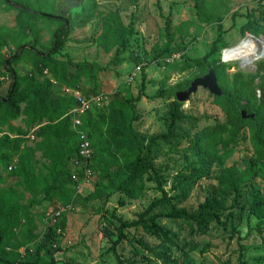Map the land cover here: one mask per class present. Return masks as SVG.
<instances>
[{"label": "rangeland", "instance_id": "obj_1", "mask_svg": "<svg viewBox=\"0 0 264 264\" xmlns=\"http://www.w3.org/2000/svg\"><path fill=\"white\" fill-rule=\"evenodd\" d=\"M32 1L43 13L65 20H75L69 24V41L58 57L67 56L73 63H96L103 69L94 80H80L79 89L83 94L100 92L108 94L110 98L118 96L128 99L136 98L142 93L140 100L135 103L136 111L141 117L135 123V129L145 146L144 154L147 153L151 137L167 132L171 105L175 100L178 101V92L184 91L195 79L206 75L200 67L179 72L176 65L203 58L210 52L213 42L220 34L218 24H207L199 20L195 0H137L136 4L135 0H98L99 8L104 14L118 11L125 27H129L132 21L135 23L124 63L113 66L110 63L114 52L106 53L98 46L102 21L95 19L84 28H78V24L82 22V18L78 17L82 0ZM204 2L208 11L224 18L222 25L226 30L225 49L237 46L252 37L258 41L264 52V35L244 37L240 32L241 26L247 22L248 14L254 12L259 16L258 2ZM17 14V10L11 9L6 0H0V32L7 35V46L0 48V97L7 95L12 82L4 63L17 51L13 38L8 36L13 33ZM168 19L171 21L170 30H167ZM58 24L48 19L38 20V27L42 29L41 44L36 47L38 50L47 52L52 46ZM167 47L175 50L173 57L161 55ZM22 57L15 69L24 77L32 71L33 66L30 55L24 53ZM217 61L227 65L222 74L223 88L245 87L247 93L242 96L241 111H246L248 115L253 114L256 119L262 96L260 89L264 82V56L251 58L246 63H223L222 56H216L211 64ZM138 68H142V71ZM144 75L145 89L141 92ZM131 78L132 81L129 80ZM162 83L166 84L167 94L164 98H154ZM251 89L255 90V95L250 96ZM249 97L252 98L251 110L245 106ZM179 103L181 112L185 115L178 122L179 139L169 144L163 141L153 144L152 160L149 161L159 173L163 190L157 183L148 181L141 198L126 200L127 204L120 206L119 200L125 198V195L113 192L103 183L101 188L110 192L111 196L89 199L87 196L94 186L102 181L100 172L96 171L93 187L85 189L83 194L77 192L79 195H74L73 203L69 206H64L59 199L44 200L43 195L37 198V202L30 207L36 226V238L29 246L35 249L36 243L44 241V232L50 225L47 214L66 208L64 214L67 226L57 244L62 251L54 256L57 264H119L118 258L124 264H240L243 258L248 262H255L259 257H264V225L251 211L252 202L264 197V160L261 149H257L254 143L256 125L247 121L246 126L237 134L226 133L219 141L207 146V152L214 159L210 166L208 161H203L200 157L199 136L204 129L225 123L226 114L214 102V95L202 87L188 101ZM2 114L0 111V138L5 135L19 137L24 140V145H34L32 136L37 127L27 116L21 115L17 120L8 121ZM92 116L96 120L101 118L99 113ZM5 153L13 155L12 162L17 161V157L11 154L12 151ZM1 155L2 153L0 157ZM36 160L37 171L45 174L47 161L40 152L36 154ZM233 166L243 172L250 171V176L244 183L241 197L235 199L233 192L228 195L226 209L220 211V223H212L205 233L200 234L196 232L192 222L164 216L172 212L173 205L197 213L200 204L217 188L218 177L223 170ZM18 181V178L10 176L7 164L0 162V191L14 188L21 195L20 203L30 206L34 197L25 193L23 187L17 185ZM164 193L172 197L179 195L170 205L155 208L152 214L160 215L156 221L167 237L153 236L142 227L135 226L124 230V237L116 244L115 250H112L113 241L119 240L118 218H122L124 222L138 220L152 201L161 198ZM21 225L23 229L26 228L24 220ZM21 232L20 229L14 230L13 242L22 241ZM167 238L174 241V246L167 242ZM168 247H171L169 252ZM159 253L164 258H158ZM35 260L36 256L32 253L23 261L33 264Z\"/></svg>", "mask_w": 264, "mask_h": 264}, {"label": "trees", "instance_id": "obj_2", "mask_svg": "<svg viewBox=\"0 0 264 264\" xmlns=\"http://www.w3.org/2000/svg\"><path fill=\"white\" fill-rule=\"evenodd\" d=\"M254 1L259 4L257 9L259 16H256L254 12L247 15V22L240 28L244 37L264 35V0ZM6 3L18 12L13 33L8 35L13 38L17 51L11 59L4 63L12 82L7 95L0 97V111L4 119L8 121L17 120L21 115H25L37 128L33 134L35 138L32 146L24 145V140L19 137L11 138L5 135L0 138V153H2L0 162L7 164L11 177L19 179L17 185L23 187L25 193L34 197L30 206H24L20 203L21 195L17 194L14 188L0 191V264H30L23 260L32 253L36 256L33 264H57L54 256L62 251L57 246L62 237L58 230L61 229L63 232L66 230L65 214L62 215L59 223L46 227L44 241L36 243L35 249L29 246L36 238L34 235L36 226L30 207L37 202V198L43 195L44 200L59 199L64 206H69L73 203L74 195H79L77 182L72 177L79 151L78 133L73 128V116L70 114L76 107V101L73 97L62 94L54 85L53 80L67 87L79 88L81 79L94 80L103 69L96 63H73V60L67 56L65 58L57 56L63 52L69 41L71 35L69 24L73 23L74 19L65 20L62 17L43 13L41 9L34 6L32 0H6ZM136 3L137 0H135ZM195 3L199 20L207 24H218L220 34L213 42L210 52L203 58L178 63L176 70L185 72L194 67H200L206 75L211 69L214 70L223 92L221 96H214V102L223 109L227 117L225 123L208 127L201 132L199 136L200 157L203 161H208V165L211 166L214 159L211 153L207 152V146L219 141L226 133L237 134L246 126L247 121H250L256 125L254 143L257 149H261L264 160V82L260 89L262 96L256 119H244L241 100L242 96L247 93L246 88L237 86L232 89L223 88L222 74L227 65L220 64L219 61L211 64L213 58L222 56L225 50L226 30L222 25L224 18L208 11L204 0H195ZM80 6L82 9L78 17L82 18V22L78 24V28H84L91 21L100 19L102 32L97 39L98 46L106 53L114 52L110 65H122L134 33V21L129 27H125L121 23L119 12L104 14L99 8L98 0H82ZM39 19L59 23L54 32L52 46L47 52L36 48L41 44L42 36V29L38 27ZM170 29L171 21L168 19L167 30ZM6 38L7 35L0 32V48L7 46ZM24 53L30 55L33 69L28 75L21 77L15 65L23 58ZM174 53L175 50L167 47L161 55L173 57ZM45 71L49 74L46 75ZM143 79L141 92L145 89V75ZM101 94L103 93H84L86 97ZM141 94L136 98L128 99H121L118 96L109 97L107 106L102 109L95 108L82 116V130L87 133L94 150L89 166L94 171V176L96 171L100 172L102 179L87 196L89 199L111 196L110 192L101 188L103 183L113 192H121L125 195V198L119 200L120 206H125L126 200L141 198L148 181L157 183L162 189L159 173L149 163L152 160V145L159 141L167 144L176 142L179 139L178 122L185 115L181 112V103L175 100L171 105L167 132L151 137L147 145V153L144 154L145 146L135 129V123L141 118L136 111L135 103L140 100ZM166 94V84L162 83L158 93L153 97L164 98ZM252 95H255L254 89L250 91V96ZM251 100L252 98L249 97L245 104L249 110L252 109ZM97 113L101 117L99 120L92 116ZM9 151L17 157L16 162H12L13 155L5 153ZM38 152L47 161L45 174L37 171L36 154ZM253 164L256 162L253 161ZM10 167L15 168L10 170ZM249 176L250 171L243 172L236 166L226 168L218 177L217 188L200 204L197 213L173 205L172 212L164 216L192 222L196 227V232L203 234L212 223L221 222L220 211L226 209L228 195L231 192L235 193V199L243 195L244 183L249 180ZM182 197L186 196L182 195ZM175 198H179V195L172 197L164 193L161 198L154 199L136 221L124 222L122 218H118L120 221L119 240L113 241L112 250H115L116 244L124 237V230L127 228L140 226L146 233L153 236L159 238L166 236L156 221L160 215L152 214L155 208L170 205ZM251 211L264 225V197L252 202ZM22 220L26 223L25 229L22 228ZM15 229L22 231V241H12ZM167 242L171 246L175 244L170 238H167ZM21 248H25V254L20 252ZM145 248L148 249V247ZM170 250L171 247H168L167 252ZM157 256L160 259L164 258L161 253ZM45 257L49 260L47 261ZM118 261L119 264H124L121 258H118ZM263 262L264 257H259L255 262H248L243 258L240 264H264Z\"/></svg>", "mask_w": 264, "mask_h": 264}, {"label": "built area", "instance_id": "obj_3", "mask_svg": "<svg viewBox=\"0 0 264 264\" xmlns=\"http://www.w3.org/2000/svg\"><path fill=\"white\" fill-rule=\"evenodd\" d=\"M138 70L142 71V68H138ZM44 73L46 75L49 74L48 71H45ZM129 80L132 81V78ZM53 83L62 94L71 96L76 101V107L70 112V114L73 116V128L78 133L79 151L72 177L73 180L77 182V192L83 194L85 189H90L94 185V171L89 166L94 150L87 133L82 130V116L93 111L95 108H103L106 106L109 101V96L108 94H101L94 97H86L79 88L67 87L61 85L55 80H53ZM34 138L33 135L32 139ZM13 168L15 167H10V170ZM63 209L60 208L47 214V220H49L50 225L59 223L60 218L66 212V208ZM58 233L64 235V232L61 229L58 230ZM20 252L25 254V249H21Z\"/></svg>", "mask_w": 264, "mask_h": 264}, {"label": "water", "instance_id": "obj_4", "mask_svg": "<svg viewBox=\"0 0 264 264\" xmlns=\"http://www.w3.org/2000/svg\"><path fill=\"white\" fill-rule=\"evenodd\" d=\"M251 38V37H249ZM228 49L224 50L222 53V62L228 63L231 61H241V59L254 54L256 51H259V43L255 39L248 40L247 43L243 46H238L233 48L230 52L226 53ZM202 87L209 90L214 96H221L222 90L218 84L217 76L214 70H210L207 75L199 77L194 80L190 87L182 92H178L177 99L179 102H186L189 100L190 96L193 93H196L197 90ZM242 116L246 118H254L255 116L248 115L246 111H242Z\"/></svg>", "mask_w": 264, "mask_h": 264}, {"label": "bare ground", "instance_id": "obj_5", "mask_svg": "<svg viewBox=\"0 0 264 264\" xmlns=\"http://www.w3.org/2000/svg\"><path fill=\"white\" fill-rule=\"evenodd\" d=\"M251 38H247L245 41H243L241 44L237 45V46H234V47H231V48H227L228 50L226 51V53L230 52L233 48L235 47H238V46H243L247 43L248 40H251ZM226 50V49H225ZM264 56V52H263V48H261V46H259V51H256L254 54L250 55V56H247L243 59H241V62H248L250 61L251 58H258V57H263Z\"/></svg>", "mask_w": 264, "mask_h": 264}]
</instances>
